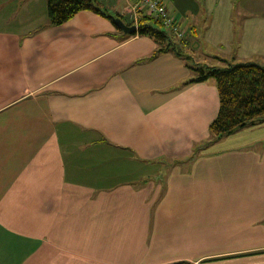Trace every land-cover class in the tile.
<instances>
[{"label":"crops","instance_id":"1","mask_svg":"<svg viewBox=\"0 0 264 264\" xmlns=\"http://www.w3.org/2000/svg\"><path fill=\"white\" fill-rule=\"evenodd\" d=\"M162 1L204 63L264 65V0ZM47 3L0 0V264H264V122L193 157L215 79L94 10L53 24Z\"/></svg>","mask_w":264,"mask_h":264},{"label":"trees","instance_id":"2","mask_svg":"<svg viewBox=\"0 0 264 264\" xmlns=\"http://www.w3.org/2000/svg\"><path fill=\"white\" fill-rule=\"evenodd\" d=\"M47 7L48 16L53 24H62L79 11L86 9L110 16L101 7L99 0H48ZM141 11H145V14H140L138 34L147 35L155 40L158 44L156 53L174 51L186 60L194 74L190 82L213 78L218 85L220 110L210 125L211 138L194 150L193 157L218 139L264 122V65L253 61L228 63L224 67L193 63L191 55L182 51V47L189 44V40L180 37L174 29L166 27L161 18L148 14L145 9ZM116 16L125 20L123 14L117 13ZM128 23L134 24V21ZM167 264L193 263L179 261Z\"/></svg>","mask_w":264,"mask_h":264},{"label":"rangeland","instance_id":"3","mask_svg":"<svg viewBox=\"0 0 264 264\" xmlns=\"http://www.w3.org/2000/svg\"><path fill=\"white\" fill-rule=\"evenodd\" d=\"M99 1H100V4H101V7L105 11L109 12L110 14H115V13L117 14L118 11H116V8L114 7V5H116L117 3H114L113 4V2L111 0H99ZM195 2H196L197 5L201 6L203 0H195ZM138 8H141V7H138ZM143 9H145V8H142V9H137L136 8V9H133L134 11H128V9H124V10L122 9V11L124 12L123 15H124V18H125L126 21L122 17L121 18L127 24H129L128 22H131V21H134V22L136 20L139 21L140 14H142V13L145 14V11H141ZM168 11H169V9H168ZM118 13H120V12H118ZM169 13H170V11H169ZM120 14H122V13H120ZM130 14H131L132 19L129 17ZM176 23L178 24V28L182 32V35H180V33L177 31L178 29L177 30H174V31L177 32L180 37H186L189 40V44L184 45L182 47V51H183L184 54L191 55V57H192V59L194 61L193 63H195V62L196 63H204V61L205 62H210V63H212V62L213 63H216L217 62V61L213 60V58H212L213 56L211 57L209 55L202 54L201 51H200V48H199L198 44H192V41L193 40L189 39V37H191V35H189V33L185 32V30L180 26V23L178 21ZM134 24H136V23H134ZM130 25H132V24H130ZM183 26H184V24H183ZM166 27L174 29L173 27H169V26H166ZM156 45H158V44L156 43ZM202 45H203V43H202ZM204 48L206 49V46L205 45H203V48L201 50H204Z\"/></svg>","mask_w":264,"mask_h":264},{"label":"built area","instance_id":"4","mask_svg":"<svg viewBox=\"0 0 264 264\" xmlns=\"http://www.w3.org/2000/svg\"><path fill=\"white\" fill-rule=\"evenodd\" d=\"M138 4L144 6L148 14L161 18L166 26L173 27L174 30L178 29L177 31L182 35L176 20L162 0H139Z\"/></svg>","mask_w":264,"mask_h":264},{"label":"water","instance_id":"5","mask_svg":"<svg viewBox=\"0 0 264 264\" xmlns=\"http://www.w3.org/2000/svg\"><path fill=\"white\" fill-rule=\"evenodd\" d=\"M110 17L112 18L113 22L126 34L132 35L139 31V27L137 24H127L121 17L116 15H110Z\"/></svg>","mask_w":264,"mask_h":264},{"label":"bare ground","instance_id":"6","mask_svg":"<svg viewBox=\"0 0 264 264\" xmlns=\"http://www.w3.org/2000/svg\"><path fill=\"white\" fill-rule=\"evenodd\" d=\"M132 19V18H131Z\"/></svg>","mask_w":264,"mask_h":264}]
</instances>
